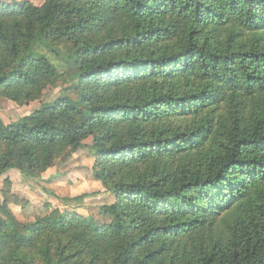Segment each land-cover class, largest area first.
<instances>
[{
  "label": "trees",
  "instance_id": "trees-1",
  "mask_svg": "<svg viewBox=\"0 0 264 264\" xmlns=\"http://www.w3.org/2000/svg\"><path fill=\"white\" fill-rule=\"evenodd\" d=\"M58 87L0 118V178L87 149L114 201L21 222L5 176L0 264H264V0L0 3V99Z\"/></svg>",
  "mask_w": 264,
  "mask_h": 264
},
{
  "label": "rangeland",
  "instance_id": "rangeland-1",
  "mask_svg": "<svg viewBox=\"0 0 264 264\" xmlns=\"http://www.w3.org/2000/svg\"><path fill=\"white\" fill-rule=\"evenodd\" d=\"M19 1L22 0H0V3L11 4L13 2ZM24 1H28L34 6H40L43 2V0ZM52 60L60 72L64 73L67 70V68L63 66L61 60L55 58ZM60 93V87L51 89L46 91L45 95L40 101L30 103L26 106H17L10 101L0 99V118L5 124L16 122L20 118L31 113L34 109L38 108L40 104L51 102L52 100L56 99ZM68 94L69 91L62 92V95ZM90 143V139L85 142L87 145ZM92 162L93 158L88 153V150L80 149L77 151L75 156H72V158L68 160L63 166L54 168L55 171H62L64 173L60 179H52L48 182L43 180L42 176L39 181H36V179H29L31 181L34 180L33 182H35L34 184L28 185L32 193L35 195L34 200L31 198L35 205L31 206L32 208H26L24 211L19 207L12 205L10 208L11 210L13 208L16 218L21 222L32 221L39 214V212L42 211L44 205L48 206L49 210L50 207L58 208L57 206H61V210L60 208L59 210L62 212L69 210L74 212L78 211V214L83 217H96L100 207L105 204H112L114 199L110 194L104 192L103 187H99L101 191L94 190V186L96 185L92 184L94 181L91 179ZM70 171L74 172V176L72 175V177L69 179L67 175L70 173ZM5 176H8L12 183L15 181V175L8 172L6 175L0 178V189L2 187V180ZM63 176H65V178H63ZM14 183L17 187L19 180H17V183ZM21 184L24 185V183ZM68 196L73 199L69 200ZM49 200L52 203L46 204ZM67 207H69V210L66 209Z\"/></svg>",
  "mask_w": 264,
  "mask_h": 264
},
{
  "label": "crops",
  "instance_id": "crops-1",
  "mask_svg": "<svg viewBox=\"0 0 264 264\" xmlns=\"http://www.w3.org/2000/svg\"><path fill=\"white\" fill-rule=\"evenodd\" d=\"M44 1V0H43ZM43 3V2H42ZM41 3V4H42ZM75 156V155H74ZM9 173H12L13 175H15V181L17 183V180H19V184L18 186L16 187V184L13 182L12 183V193L14 195H16L17 197H19L20 199H24L26 200L30 206H33L35 205L34 204V198H35V195L32 193L30 187L28 185L30 184H34L35 182H33L34 180H29V179H24L19 173L15 172V171H9ZM63 172L62 171H55V169H49L48 171H46L43 175H42V179L45 180V181H49V180H52V179H60L62 177V175H64V173L62 174ZM74 172L73 171H70V173L67 175L69 177V179L72 177V175L74 176L73 174ZM70 175V176H69ZM66 176V175H65ZM65 176H63V178H65ZM40 178L36 179V181H39ZM12 182V181H11ZM21 183H24V185H22ZM92 184H95L96 186H94V190L96 191H101L99 187H102L98 182H92ZM33 200H32V199ZM69 200H72L73 198H70V196H68ZM79 198V197H78ZM75 199V198H74ZM57 200V199H55ZM0 202H1V197H0ZM71 202V201H70ZM48 203H52L50 200L47 201L46 204ZM52 205V204H51ZM57 205V204H56ZM58 209L60 208L61 210V206H57ZM11 209V208H10ZM67 210H69V207L66 208ZM70 211V210H69ZM12 212H13V208H12ZM76 213H78V211H75ZM14 213V212H13ZM22 213V212H21ZM15 215V214H14Z\"/></svg>",
  "mask_w": 264,
  "mask_h": 264
}]
</instances>
